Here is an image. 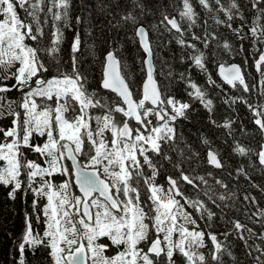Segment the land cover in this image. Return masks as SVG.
<instances>
[{"label": "snow or ice", "instance_id": "obj_1", "mask_svg": "<svg viewBox=\"0 0 264 264\" xmlns=\"http://www.w3.org/2000/svg\"><path fill=\"white\" fill-rule=\"evenodd\" d=\"M98 7L109 33L131 29L139 38L146 77L136 91L115 47L102 53L98 87L89 90L77 55L84 18L71 15L73 0H0V116L8 118L0 125V185L11 199L30 190L43 226L34 231L25 212L13 264H28L26 250L34 257L38 248L46 264H264V185L250 175L264 172V0H179L176 15L162 11L159 24L185 65L170 71L167 83L154 78L148 27L156 25L143 22L154 15L145 0H98ZM73 19L65 70L56 55L64 39L58 22L70 28ZM218 49L244 58L218 61ZM249 56L258 94L245 76ZM193 69L204 74L203 84ZM218 98L232 111L244 105L255 127L241 121L237 130L235 116L219 114ZM201 109L203 126L221 130L226 154L204 133L203 155L184 141L179 122ZM237 131L258 136L256 147Z\"/></svg>", "mask_w": 264, "mask_h": 264}, {"label": "trees", "instance_id": "obj_2", "mask_svg": "<svg viewBox=\"0 0 264 264\" xmlns=\"http://www.w3.org/2000/svg\"><path fill=\"white\" fill-rule=\"evenodd\" d=\"M103 2L108 3L109 0H103ZM178 2L179 0H145V3L149 8L152 9V13H154V15L148 14L146 16V20L143 22L146 24L150 22V24L156 25L155 27L149 26L148 31L150 33V39L153 45L156 78L162 83H167L169 79H171L167 75L170 71L173 72V74H176L183 71L185 68V65H183L178 59L177 49L179 46L176 45L174 40H172L170 43L168 42L169 33L166 32L164 27L159 24L162 11L167 12L170 15H176V10L173 5ZM241 2L243 3L244 0H241ZM197 11H199L198 7ZM71 15L73 17L76 15H81L84 18L78 28L81 44L77 55L79 56V65L88 74L87 86L89 87V90L91 91V89L98 87L101 73L102 53L106 48L109 47H115L117 49L123 72L125 73L128 82L131 84L134 91L138 90L145 78V69L144 65L142 64L144 53L139 46L137 38L132 34L131 29H121L119 31H112L109 33V30L105 27L107 22L106 11L98 7V0H73ZM20 16L23 18L24 13L21 12ZM202 20L203 15L201 13V21ZM209 24L215 28V25L211 20H209ZM58 26L62 28L64 39L61 41L60 51L56 55L59 57L64 69L70 70V41L77 30V25L73 19L72 27L70 28L63 27V25L59 22ZM48 33L49 27L48 25H45L44 34L46 37ZM109 39L113 41L111 45L108 43ZM46 42L47 41H45V43ZM26 43H32V41L26 40ZM245 47H248L247 42H245ZM217 52V60L223 61L225 63H240L244 58V53L233 57L231 55L225 54L222 49H218ZM248 61L249 66L245 71L246 80L249 85L255 84L256 93L258 94L261 88V84L259 82L260 77L255 68L250 66L251 56L248 57ZM208 68L211 72L212 78L217 82L222 83L215 77L216 67L209 63ZM192 72L193 79L203 84L205 80L204 74L200 73L197 69H193ZM173 86L174 88H177V95H181L182 91L179 90L175 81L173 82ZM134 87H137V89L135 90ZM101 92H105V90H101ZM109 95L113 97L115 96L114 94ZM8 96L12 99L17 98L15 90H13L11 93H8ZM185 99H187V97H185ZM217 109L220 115H231L236 117L234 126L237 127V130L239 129V124L241 121L249 129L255 127L251 123L250 114L248 113L247 108L239 102H237L235 105V111H232L231 109H228L227 105H225L223 101L218 98ZM92 111L97 112L99 109H92ZM202 117L203 110L201 109L199 113L191 114V121L182 120L179 122L178 128L184 133V141L193 148H196L201 152V155H203L204 149L201 146L199 136L200 133H204L206 136L212 139L214 144H218L220 146L222 149V155L226 154L228 152V148L222 143L223 138L220 137V139H217V136H219L221 130L216 129L213 131L206 126H203L204 122ZM6 123H8V118L0 116V125ZM236 134L243 143L249 144L253 148L256 147L257 141L259 140L258 136L253 139L251 135L247 137L240 135L239 131H237ZM108 135L110 136V133ZM179 147H183V142L178 146V148ZM29 155L32 156L31 153H29ZM0 163L3 162L0 161ZM250 175L251 180L256 184L264 185V172L254 170L250 173ZM57 179H59L58 176ZM159 180L162 181L163 176L159 177ZM241 182L245 187H248V181H245L243 177H241ZM181 187L183 188L185 185L181 184ZM9 190V188L0 185V264H13L12 256L17 255L15 250L16 240L21 236L25 212L30 214L34 231L42 232L43 227L42 223H37L36 221V213L33 212V195L31 191L29 190L27 193H23L18 190L15 199H11L7 195ZM249 190L257 193L258 198H260L257 189L249 188ZM70 191H76V189H71ZM43 202H45L44 199L40 198V203L37 207H41ZM185 210L192 212L190 207H186ZM43 219L44 218L41 215V222ZM199 224L201 227L205 226L203 220L199 221ZM204 229L205 231L208 230L206 226ZM213 230H217L215 226H213ZM234 251L239 254L240 249L234 248ZM46 255V250L41 248L36 250L34 257L26 250L28 264H46ZM225 259L227 260V257H225Z\"/></svg>", "mask_w": 264, "mask_h": 264}, {"label": "water", "instance_id": "obj_3", "mask_svg": "<svg viewBox=\"0 0 264 264\" xmlns=\"http://www.w3.org/2000/svg\"><path fill=\"white\" fill-rule=\"evenodd\" d=\"M149 35H150V33H149ZM137 38V40H138V42H139V38L138 37H136ZM141 50H142V48H141ZM143 51V50H142ZM153 63H154V60H153ZM235 63H237V62H235ZM144 69H145V77H146V67L144 66ZM216 74H217V76H218V78L219 79H221L220 77H219V75H218V70H217V68H216ZM154 78L157 80V78H156V69H155V65H154ZM158 81V80H157ZM106 91V90H105Z\"/></svg>", "mask_w": 264, "mask_h": 264}, {"label": "flooded vegetation", "instance_id": "obj_4", "mask_svg": "<svg viewBox=\"0 0 264 264\" xmlns=\"http://www.w3.org/2000/svg\"><path fill=\"white\" fill-rule=\"evenodd\" d=\"M215 77H216L217 80H219V81H221V82L223 83V81H222L221 79L218 78V76H217L216 73H215ZM225 86H226V88L228 87L226 84H225ZM114 95H115V94H114ZM206 243H207L208 245H210V241H206ZM202 251H206V249H202Z\"/></svg>", "mask_w": 264, "mask_h": 264}, {"label": "rangeland", "instance_id": "obj_5", "mask_svg": "<svg viewBox=\"0 0 264 264\" xmlns=\"http://www.w3.org/2000/svg\"><path fill=\"white\" fill-rule=\"evenodd\" d=\"M133 86H134V83H133ZM134 89L136 90V89H137V87H134Z\"/></svg>", "mask_w": 264, "mask_h": 264}, {"label": "bare ground", "instance_id": "obj_6", "mask_svg": "<svg viewBox=\"0 0 264 264\" xmlns=\"http://www.w3.org/2000/svg\"><path fill=\"white\" fill-rule=\"evenodd\" d=\"M205 227V226H204ZM207 231V230H206Z\"/></svg>", "mask_w": 264, "mask_h": 264}]
</instances>
